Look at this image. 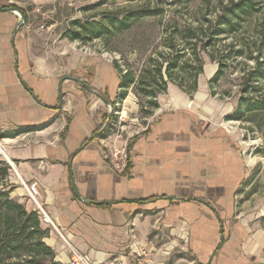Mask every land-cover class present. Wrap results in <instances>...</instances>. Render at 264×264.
Here are the masks:
<instances>
[{
  "label": "crops",
  "instance_id": "crops-1",
  "mask_svg": "<svg viewBox=\"0 0 264 264\" xmlns=\"http://www.w3.org/2000/svg\"><path fill=\"white\" fill-rule=\"evenodd\" d=\"M4 8L0 163L28 210L37 205L25 185L37 183L56 260L67 263L76 248L91 264H129L137 249L166 245L156 239L165 232L201 263L218 256L216 264H264V225L253 229L236 214L250 167L233 128L206 102L204 72L193 95L168 83L149 122L129 135L128 168L119 173L99 136L112 123L118 68L81 52L64 66L31 63Z\"/></svg>",
  "mask_w": 264,
  "mask_h": 264
},
{
  "label": "rangeland",
  "instance_id": "rangeland-1",
  "mask_svg": "<svg viewBox=\"0 0 264 264\" xmlns=\"http://www.w3.org/2000/svg\"><path fill=\"white\" fill-rule=\"evenodd\" d=\"M101 1L0 0V6L24 11V23L20 24V13L14 12V16L31 63L64 66L72 54L81 52L88 57H99L105 63L114 64L122 74L128 72L135 77L136 83L128 91L131 99L110 108L113 124L109 126V133H118L123 138L139 131L151 119L156 107L150 101H157L160 93L154 97L148 91H158L165 82L167 85L172 82L167 75L168 63L180 49H185V56L178 66L170 69L178 81L183 79L186 85L192 83L191 78L183 75L199 67L196 52L203 61V77L211 80L221 70L220 79L208 81L209 88L203 94L208 95L206 102L212 101L215 117L233 128L250 167L249 178L236 201V214L253 229L254 225L263 226L264 110L245 112L240 120L229 116L237 111L241 102L244 111L248 99L264 100V76L252 74L256 68L253 57L259 50L264 52V0H253L256 9L236 34L219 36H212V31L230 0H114L105 4ZM136 9H161L162 12L134 21L125 31L109 24V30L101 37L80 40L68 36L69 31L75 29L71 24L74 19L109 23L112 17H122ZM244 47L248 48L243 53L237 52ZM184 62L188 65L186 70L182 68ZM160 67L163 78L156 74ZM3 166L0 164V168ZM42 227L47 230L46 241L52 228L45 222ZM156 239L166 245L153 250L137 249L129 264H136L140 259L144 264H216L218 261V256H213L210 262H199L185 246V241H175L169 233H159ZM100 264L117 262L108 260Z\"/></svg>",
  "mask_w": 264,
  "mask_h": 264
},
{
  "label": "trees",
  "instance_id": "trees-1",
  "mask_svg": "<svg viewBox=\"0 0 264 264\" xmlns=\"http://www.w3.org/2000/svg\"><path fill=\"white\" fill-rule=\"evenodd\" d=\"M109 1L114 0H102L101 4L108 3ZM255 9L253 0H230L224 13L218 17L215 29L212 31V36H219L223 33L236 34V32L243 28L247 16L252 14ZM161 12V9H136L126 12L122 17H112L109 23H105L104 21L83 22L81 19H74L71 24L75 29L69 31L68 36L71 39L80 40L86 37L89 39L101 37L109 30V24L116 26L119 31H125L131 27L134 21ZM246 48L248 47L238 49L237 52L243 53ZM184 51V48L180 49L174 59L168 63L167 75L173 83H176L188 94L193 95L198 89V77L204 71L203 61L199 57V54L196 52V60L199 62V67L196 71L183 75L185 78H191L192 83L190 85H186L183 79L178 81L173 78L170 71L173 67L178 66L180 60L184 58ZM253 58L256 61V68L252 74L264 76V52L259 50ZM183 65V70H186L188 68L187 62H184ZM119 71L121 73V89L116 100L112 103L113 107L116 106L117 102H121L127 97L129 89L136 83L135 77L131 73L122 74L121 70ZM156 74L158 77L163 78L164 75L161 67L156 69ZM220 75L221 70H218L210 80V83L219 80ZM166 90L167 83L165 82L158 91L152 89L148 93L156 97L157 92L162 93ZM150 104L156 108L158 107L157 101H150ZM239 106L237 111L229 116L230 119L240 120L244 118L245 112L264 110V100L248 99L244 111L241 109L244 103L241 102ZM109 135V129L106 128L99 136L105 138ZM1 136L2 134H0ZM9 170L10 166L6 164L0 168V264H61L56 260L54 248L44 240V237L47 236V230L42 227L38 211L28 210L25 204L12 197L11 193L14 190V186L7 179Z\"/></svg>",
  "mask_w": 264,
  "mask_h": 264
},
{
  "label": "built area",
  "instance_id": "built-area-1",
  "mask_svg": "<svg viewBox=\"0 0 264 264\" xmlns=\"http://www.w3.org/2000/svg\"><path fill=\"white\" fill-rule=\"evenodd\" d=\"M119 105V102L116 103ZM113 124V123H111ZM109 129V127H108ZM102 143L109 150L111 163L113 168L119 172L123 173L127 170L129 159H130V151H129V137L123 138L120 134H110L109 136L102 138ZM0 152H3V147L0 145ZM30 198L36 203L37 211L39 215H41V219L45 223H51L52 220L44 210V208L37 202V197L39 195V189L37 183H30L25 185ZM71 258L65 264H91L90 257L87 254L82 253L76 248L72 249ZM136 264H144L140 259Z\"/></svg>",
  "mask_w": 264,
  "mask_h": 264
},
{
  "label": "water",
  "instance_id": "water-1",
  "mask_svg": "<svg viewBox=\"0 0 264 264\" xmlns=\"http://www.w3.org/2000/svg\"><path fill=\"white\" fill-rule=\"evenodd\" d=\"M3 10L5 11H13V12H18L20 13L21 15V20H20V24L24 23V20H25V15L22 11H20L19 9L17 8H13V7H7V8H4ZM80 81V80H79ZM111 104V103H110Z\"/></svg>",
  "mask_w": 264,
  "mask_h": 264
}]
</instances>
